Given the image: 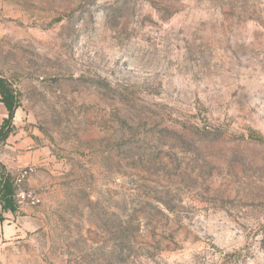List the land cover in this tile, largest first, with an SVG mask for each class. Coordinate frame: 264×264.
Here are the masks:
<instances>
[{
	"label": "rangeland",
	"instance_id": "374dc122",
	"mask_svg": "<svg viewBox=\"0 0 264 264\" xmlns=\"http://www.w3.org/2000/svg\"><path fill=\"white\" fill-rule=\"evenodd\" d=\"M0 78V264H264V0H0Z\"/></svg>",
	"mask_w": 264,
	"mask_h": 264
},
{
	"label": "trees",
	"instance_id": "16d2710c",
	"mask_svg": "<svg viewBox=\"0 0 264 264\" xmlns=\"http://www.w3.org/2000/svg\"><path fill=\"white\" fill-rule=\"evenodd\" d=\"M0 102L4 104L8 111L7 118L0 125V142H3L13 128V116L16 109L14 96L3 79L0 78ZM14 195V187L12 184V175L6 170L5 166L0 162V211L14 212L17 205ZM0 212V221L3 220Z\"/></svg>",
	"mask_w": 264,
	"mask_h": 264
},
{
	"label": "crops",
	"instance_id": "0c3cea01",
	"mask_svg": "<svg viewBox=\"0 0 264 264\" xmlns=\"http://www.w3.org/2000/svg\"><path fill=\"white\" fill-rule=\"evenodd\" d=\"M8 116V111L3 103L0 102V125ZM17 119V111L15 109L13 116V124ZM28 137L21 133L8 134L3 142L6 154L0 156V162L5 166L6 170L11 174L17 173L21 168L36 164L38 161L37 153L27 149Z\"/></svg>",
	"mask_w": 264,
	"mask_h": 264
},
{
	"label": "built area",
	"instance_id": "2783aa9c",
	"mask_svg": "<svg viewBox=\"0 0 264 264\" xmlns=\"http://www.w3.org/2000/svg\"><path fill=\"white\" fill-rule=\"evenodd\" d=\"M31 172V167H24L20 169L12 178V184L14 187L13 197L15 202L18 204L36 205L39 202V198L34 191L21 188V185L29 177Z\"/></svg>",
	"mask_w": 264,
	"mask_h": 264
}]
</instances>
